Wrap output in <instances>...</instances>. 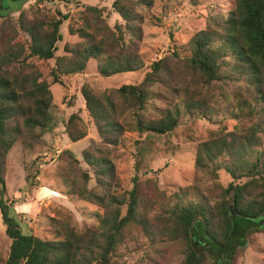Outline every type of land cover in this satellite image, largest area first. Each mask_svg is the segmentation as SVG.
I'll use <instances>...</instances> for the list:
<instances>
[{
    "label": "trees",
    "instance_id": "obj_1",
    "mask_svg": "<svg viewBox=\"0 0 264 264\" xmlns=\"http://www.w3.org/2000/svg\"><path fill=\"white\" fill-rule=\"evenodd\" d=\"M28 1L0 0V211L11 239L0 264H221L195 244L198 220L217 245H245V235H235L231 211L253 223L264 216V0H231L227 11L208 15L186 50L171 49L149 64L139 48L143 16L134 1L113 3L123 18L114 27L103 7L85 6L68 29L80 40L66 42L63 54L61 28L69 12L37 9L30 16ZM154 1L137 0L145 6ZM12 3L19 7L10 9ZM92 60L104 77L144 71L141 82L101 93L84 84L81 93L101 141L82 151L83 160L70 149L59 155V175L71 194L98 206V224L80 229L70 219L52 217L55 239L24 232L7 203L9 156L17 144L24 150L46 145L53 86L83 73ZM160 96L166 106L153 109ZM184 116L220 125L198 145L193 185L168 192L157 178L136 175L132 189L120 190L113 149L134 139L139 169L148 150L138 137L169 132ZM65 130L72 142L88 135L80 112L69 115ZM221 170L232 177L227 186ZM256 225H247L248 235ZM129 240L148 252L133 263L120 262Z\"/></svg>",
    "mask_w": 264,
    "mask_h": 264
},
{
    "label": "rangeland",
    "instance_id": "obj_2",
    "mask_svg": "<svg viewBox=\"0 0 264 264\" xmlns=\"http://www.w3.org/2000/svg\"><path fill=\"white\" fill-rule=\"evenodd\" d=\"M115 1L29 0L24 9L30 16H34L37 9L51 14L57 9L69 12L70 18L61 28L64 39L59 53L63 54V46L66 42L80 40L77 35H71L68 29L71 24L80 21L85 6L103 7L112 27L123 22L121 15L113 8ZM130 1L136 3L137 10L143 16L144 34L139 48L146 64L161 58L171 49L186 50L187 42L194 33L205 27L210 13L227 11L232 5L231 0H155L152 6L141 5L137 0ZM18 7V3H12L9 8ZM50 64L53 65L54 60H51ZM97 67V61L92 60L83 73L70 76L65 80V84L53 86L54 103L50 109L49 124L44 128L45 146L24 150L17 144L11 151L6 176L7 203L10 215L20 222L24 232L55 239L51 227L52 217L70 219L80 229L98 224V206L71 194L66 182L59 175L64 165L59 155L63 150L70 149L74 156L83 160L82 151L91 142L101 141L95 121L87 110L81 93L84 84L92 86L97 93H101L123 84L141 82L144 71L104 77L98 72ZM166 102L167 100L160 96L153 101L151 107L163 108ZM73 112H80L88 127V135L78 142H72L65 130L67 118ZM224 121L231 120L226 118ZM219 129L218 123L207 118L192 119L184 116L169 132L162 134L146 132L138 137L139 140H145L144 146L148 150L139 169L137 143L131 138L122 139L112 152L120 177L119 189L122 191L132 189L134 177L140 175L143 178H157L160 186L168 192L181 193L183 190H188L194 183L199 143L206 141L213 131ZM82 166L88 168L85 162ZM37 169L40 170L38 173ZM32 175H35L34 179ZM220 181L227 186L232 181V177L227 171L221 170ZM231 216L235 220V235L237 238L245 235L244 239L247 240L245 245L239 248L236 243L228 246L217 245L206 235L201 220L194 224L195 244L216 255L221 264H264V216L254 219V223L239 218L233 210ZM247 225H256L258 230L248 235ZM128 243V247L122 248L123 257L120 262L133 263L148 252V247H136L135 241L129 240ZM10 245L11 239L7 235L0 211V254L4 258L8 256Z\"/></svg>",
    "mask_w": 264,
    "mask_h": 264
}]
</instances>
